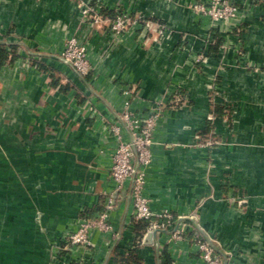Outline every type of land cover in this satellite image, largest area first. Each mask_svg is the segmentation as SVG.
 Returning a JSON list of instances; mask_svg holds the SVG:
<instances>
[{
  "label": "crops",
  "instance_id": "0c3cea01",
  "mask_svg": "<svg viewBox=\"0 0 264 264\" xmlns=\"http://www.w3.org/2000/svg\"><path fill=\"white\" fill-rule=\"evenodd\" d=\"M194 1L0 0L10 56L0 65V264H203L192 227L229 264H264V72L253 69L264 67V0H238V26H213ZM82 2L108 20L84 23ZM117 9L143 21L113 36ZM73 34L87 44L88 75L60 58ZM126 86L134 110L165 101L145 193L155 211L196 218L183 239L168 230L137 243L129 188L109 177L108 126ZM108 194L113 230L65 250L63 236Z\"/></svg>",
  "mask_w": 264,
  "mask_h": 264
},
{
  "label": "built area",
  "instance_id": "2783aa9c",
  "mask_svg": "<svg viewBox=\"0 0 264 264\" xmlns=\"http://www.w3.org/2000/svg\"><path fill=\"white\" fill-rule=\"evenodd\" d=\"M240 5L238 0H195L191 4V8L195 13L207 16L213 26L233 20L237 22L238 26L241 23L239 21ZM80 6L81 18L87 25L97 24L101 26L108 20L101 14L99 8L85 2H82ZM142 21L140 15L117 9L114 17L109 20L108 26L113 36H120L129 31L133 25ZM60 57L63 62L71 65L80 75H88L93 69L88 57L87 44L78 34H73L66 40ZM201 57L203 56L199 58ZM253 69L256 72H264V67L256 66ZM124 93L127 100L121 110L115 113L116 119L110 122L108 126L110 134L117 142L112 153L109 177L117 189L128 186L133 204V217L136 220L148 221L147 232L171 229L175 220L181 216H175L169 209L153 210L150 205V198L145 193L148 178L147 170L153 161L154 133L158 120L163 113L165 101H155L148 107L147 111L134 110L131 106L134 88L126 86ZM205 143L209 145L212 142L207 140ZM115 201L114 196L108 194L101 211L93 216L80 217L77 229L67 232L63 236V248L71 250L78 246L88 247L93 244V232H111L113 226L110 217L115 209ZM180 224L182 225L172 232V237L175 239H183L184 233L189 230V225L186 222ZM191 231H194L193 241L203 264H223L222 255L200 233L195 232L193 227ZM144 238L145 236L142 240ZM211 239L215 241L213 238ZM227 264H229V260Z\"/></svg>",
  "mask_w": 264,
  "mask_h": 264
},
{
  "label": "water",
  "instance_id": "95a60500",
  "mask_svg": "<svg viewBox=\"0 0 264 264\" xmlns=\"http://www.w3.org/2000/svg\"><path fill=\"white\" fill-rule=\"evenodd\" d=\"M61 58V57H60ZM129 193H130V191H129ZM115 196L116 195H114V198H115ZM185 220H190L193 224H194V226L195 227H197V228H199V225H198V223H197V220H196V218L195 217H193V216H181V217H179L178 218V220L176 221V222H178V224L179 223H181V222H183V221H185ZM177 224V225H178ZM178 227V226H177ZM177 227L175 228V229H164V230H153V231H149V232H147V234L145 235V238H144V242H148V241H150L151 239V236H153V235H156L158 232H161V231H170V232H173V231H175L176 229H177ZM200 232H201V234H202V236L214 247V249L218 252V253H220L221 255H222V258H223V264H227V261H228V259H227V253L219 246V244L217 243V242H215V241H213L212 239H211V237H209L208 235H206L201 229H200Z\"/></svg>",
  "mask_w": 264,
  "mask_h": 264
},
{
  "label": "trees",
  "instance_id": "16d2710c",
  "mask_svg": "<svg viewBox=\"0 0 264 264\" xmlns=\"http://www.w3.org/2000/svg\"><path fill=\"white\" fill-rule=\"evenodd\" d=\"M101 14L103 16H105V14L102 12V10H101ZM111 15H113L112 17H114L115 12L111 13ZM14 55H15V53L13 52L12 53V58L14 57ZM8 58H10L9 50H7L4 45L0 44V65L3 64ZM200 136H201L202 140L209 139L208 136H206L205 134H203V135L201 134ZM83 217H87V215H85ZM136 228H138L137 229V235H138L137 243L138 242L140 243L142 241V239H143L144 234L147 232L148 221H146V220H136Z\"/></svg>",
  "mask_w": 264,
  "mask_h": 264
},
{
  "label": "rangeland",
  "instance_id": "374dc122",
  "mask_svg": "<svg viewBox=\"0 0 264 264\" xmlns=\"http://www.w3.org/2000/svg\"><path fill=\"white\" fill-rule=\"evenodd\" d=\"M94 26H95V27H101L102 25H101V26H99V25H97V24H94ZM108 27H109V26H108ZM109 31H110V32H111V34L113 35L112 31L110 30V27H109ZM202 145H204V144H202Z\"/></svg>",
  "mask_w": 264,
  "mask_h": 264
}]
</instances>
